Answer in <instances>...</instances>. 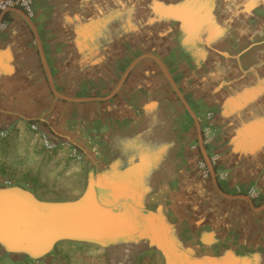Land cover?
<instances>
[{
    "label": "crops",
    "instance_id": "crops-1",
    "mask_svg": "<svg viewBox=\"0 0 264 264\" xmlns=\"http://www.w3.org/2000/svg\"><path fill=\"white\" fill-rule=\"evenodd\" d=\"M33 6V27L11 11L0 31V130L11 132L0 141V188L43 204L88 197L94 240H62L39 258L11 252V264H264V210L201 177L195 120L157 62L143 59L101 100L137 58L157 56L201 130L214 114L205 151L221 156L222 192L254 187L263 206L264 0ZM31 123L77 144L84 161L46 152Z\"/></svg>",
    "mask_w": 264,
    "mask_h": 264
},
{
    "label": "water",
    "instance_id": "water-1",
    "mask_svg": "<svg viewBox=\"0 0 264 264\" xmlns=\"http://www.w3.org/2000/svg\"><path fill=\"white\" fill-rule=\"evenodd\" d=\"M11 11L18 12L33 27L29 17L22 11L12 9L9 12ZM145 58H150L157 62L176 94L193 116L197 127L199 144L218 192L228 198L246 201L255 211L264 210V205L257 208L254 201L247 196H231L222 192L215 176V168L212 166L205 151L199 120L178 89L166 64L160 58L153 54H145L137 58L130 64L114 92L101 100L113 98L126 82L132 70ZM43 62L47 71V64L45 60ZM47 74L51 87L55 92L49 72ZM59 96L64 100L80 101ZM87 199L88 197L79 203L43 204L30 193L18 188L0 190V244L6 251L14 253L25 252L32 258H39L49 253L55 244L62 240H94L91 233L93 227L91 211L93 206H89Z\"/></svg>",
    "mask_w": 264,
    "mask_h": 264
},
{
    "label": "built area",
    "instance_id": "built-area-1",
    "mask_svg": "<svg viewBox=\"0 0 264 264\" xmlns=\"http://www.w3.org/2000/svg\"><path fill=\"white\" fill-rule=\"evenodd\" d=\"M33 5L34 0H0V20L3 17V19L0 21V31H6L9 27V21L4 18L3 15L12 9H18L26 14L27 17L32 18L34 16ZM29 127L31 132L39 137L40 143L46 152L52 154L57 151H63L68 154V157L71 160L77 162L84 161L85 156L77 144L71 142L70 140L53 139L51 135L45 130V128H43L38 123H31ZM10 136L11 132L9 130H0V141L7 140ZM202 136L205 147L211 146L217 137L214 124V114L212 112H208L203 118ZM194 148L196 149V147ZM208 157L212 166L215 168L217 179L222 182L227 181L228 174L217 169L221 158L220 154L211 153ZM198 167L203 179L210 178L211 173L205 160L201 159L199 161ZM236 192L238 195L247 196L252 200H257L260 197L259 191L254 187L248 189L237 187Z\"/></svg>",
    "mask_w": 264,
    "mask_h": 264
},
{
    "label": "rangeland",
    "instance_id": "rangeland-1",
    "mask_svg": "<svg viewBox=\"0 0 264 264\" xmlns=\"http://www.w3.org/2000/svg\"><path fill=\"white\" fill-rule=\"evenodd\" d=\"M3 189H11V186H9L8 184L4 185V187L0 188V190ZM53 252L54 251H52V254ZM0 264H11V252L6 251L1 244H0Z\"/></svg>",
    "mask_w": 264,
    "mask_h": 264
},
{
    "label": "flooded vegetation",
    "instance_id": "flooded-vegetation-1",
    "mask_svg": "<svg viewBox=\"0 0 264 264\" xmlns=\"http://www.w3.org/2000/svg\"><path fill=\"white\" fill-rule=\"evenodd\" d=\"M254 201V200H253Z\"/></svg>",
    "mask_w": 264,
    "mask_h": 264
}]
</instances>
